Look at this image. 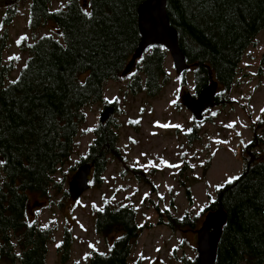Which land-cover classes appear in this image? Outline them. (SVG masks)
<instances>
[{
  "label": "trees",
  "instance_id": "trees-1",
  "mask_svg": "<svg viewBox=\"0 0 264 264\" xmlns=\"http://www.w3.org/2000/svg\"><path fill=\"white\" fill-rule=\"evenodd\" d=\"M22 1L0 0L7 14L0 32V165L4 173L0 259L8 264H47L54 231L29 217V193L48 197L63 189V181L54 176L74 152L86 120L85 107L99 101L112 106L114 114L99 123L86 154L71 169L89 163L91 187L104 183L110 162L124 160L118 144L121 109L117 100H105V84L128 80L127 88L133 94L159 95L169 81V51L161 45L151 46L131 72L124 74L141 43L138 10L146 0H65L57 8H53L56 0H30L29 27L34 41L26 37L20 41L28 57L15 75L17 63L14 58L5 61L4 53L8 26ZM167 11L190 64L178 76L180 86L186 88L192 81L198 94L213 76L220 89L217 105L227 106L245 52L264 30V0H167ZM49 24H53L49 33L37 35ZM252 128L253 139L243 147L238 179L218 187L216 197L197 215L177 217L155 205L160 223L174 231L196 233L202 218L223 209L227 221L216 264H264V117L252 121ZM201 131L202 123L194 121L188 135L200 139ZM125 169L155 191L148 174L139 168ZM187 193L192 200L190 188ZM65 195L69 197L68 190ZM95 215L97 233L115 230L117 234L109 241L108 251L89 252L85 264H130L134 246L150 224L139 223L133 203L106 204ZM73 241V231L66 228L58 246L62 262L70 259ZM184 259L186 264L197 263V256Z\"/></svg>",
  "mask_w": 264,
  "mask_h": 264
},
{
  "label": "rangeland",
  "instance_id": "rangeland-1",
  "mask_svg": "<svg viewBox=\"0 0 264 264\" xmlns=\"http://www.w3.org/2000/svg\"><path fill=\"white\" fill-rule=\"evenodd\" d=\"M64 1L56 0L53 8ZM29 14L30 0H24L17 17L8 26L9 42L4 57L5 61L15 59L18 67L15 75L28 57L21 49L20 41L23 37L28 42L34 41ZM6 15L5 9L0 7V32L4 30ZM52 28L53 24H49L37 35L49 33ZM166 67L169 81L157 96L144 92L133 94L127 88L128 80H109L105 84V100H117L121 109L117 116L120 123L118 144L124 160L110 162L100 187H90L78 201L65 195L75 175L71 167L86 154L94 139L95 129L106 108L103 101L84 109L86 120L76 137L74 152L54 176L55 180L63 181V189L52 191L48 197L29 193V217L54 231L47 264H85L89 252L109 250V241L117 232L100 234L94 225L96 209H104L106 204L133 203L138 210L139 223L150 224L135 244L130 264H186L184 258L197 256V233L174 231L169 225L160 223V213L155 205L163 212L169 209L177 217L187 213L195 216L216 197L218 187L241 174L243 147L253 139L252 121L264 117V30L245 52L230 102L227 106L216 105L205 113L211 120L202 122L200 139H190L188 135L193 129L194 117L183 103L187 92L194 94L192 81L186 88L180 86L170 54ZM230 124L234 126L228 127ZM126 166L148 174L155 191L151 190L150 184L128 173ZM3 175L0 165V184ZM188 188L192 191V200L188 197ZM203 220H200V226ZM66 228L73 231L74 241L70 259L62 262L58 246ZM0 264L8 263L0 259Z\"/></svg>",
  "mask_w": 264,
  "mask_h": 264
},
{
  "label": "water",
  "instance_id": "water-1",
  "mask_svg": "<svg viewBox=\"0 0 264 264\" xmlns=\"http://www.w3.org/2000/svg\"><path fill=\"white\" fill-rule=\"evenodd\" d=\"M139 28L141 43L128 64L124 74H129L136 60L154 45L167 48L172 56L174 66L179 75L188 71L190 64L179 44V32L172 26L167 11V0H146L139 7ZM219 82L210 77V83L197 95L187 92L184 95V105L193 114L195 121L203 122L205 112L217 105ZM112 106L107 107L102 115L101 122H105L114 114ZM92 165L81 164L69 183V195L76 201L90 188V175ZM227 221V214L223 209L208 213L198 229L197 263L216 264L218 248L221 241L223 228Z\"/></svg>",
  "mask_w": 264,
  "mask_h": 264
},
{
  "label": "snow or ice",
  "instance_id": "snow-or-ice-1",
  "mask_svg": "<svg viewBox=\"0 0 264 264\" xmlns=\"http://www.w3.org/2000/svg\"><path fill=\"white\" fill-rule=\"evenodd\" d=\"M88 15H91L90 13H88ZM165 127H167L168 125H164ZM234 125H232V124H230V125H228V127H233ZM176 127H178V126H176ZM0 163H2V162H0ZM171 166V165H170ZM235 179H238V177H233V178H230L229 179V181H228V183H231L233 180H235ZM19 255V254H18Z\"/></svg>",
  "mask_w": 264,
  "mask_h": 264
}]
</instances>
